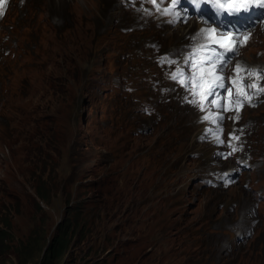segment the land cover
<instances>
[{"label":"rangeland","instance_id":"obj_1","mask_svg":"<svg viewBox=\"0 0 264 264\" xmlns=\"http://www.w3.org/2000/svg\"><path fill=\"white\" fill-rule=\"evenodd\" d=\"M130 3L3 5L0 233L8 235V251L0 264L48 261L58 225L79 202L78 231L53 264H264V170L254 177L260 201L243 182L201 187L202 174L236 168L205 141L210 138L202 139L211 123L202 120L206 112L181 104L164 112L149 82L157 71L151 45L182 55L196 43L199 21L151 26L141 0ZM241 39L223 73L230 79L244 73L234 72L237 64L264 65V22ZM147 103L158 115L143 112ZM238 116L227 114L224 122L257 120L264 159V104ZM51 117L61 121L58 155L39 153L52 160L37 163L23 151L24 133L36 118ZM37 174L54 181L45 182L50 205L31 188Z\"/></svg>","mask_w":264,"mask_h":264},{"label":"snow or ice","instance_id":"obj_2","mask_svg":"<svg viewBox=\"0 0 264 264\" xmlns=\"http://www.w3.org/2000/svg\"><path fill=\"white\" fill-rule=\"evenodd\" d=\"M149 2L155 5L156 9L162 14L171 17L168 21L169 24L187 23V14L182 16L183 9L178 10L182 0H168L171 6L163 8L160 7L163 0H149ZM189 2L195 6L196 10L201 12L203 11L201 5H211L216 19L220 23L216 27H212L205 22L207 26L199 29L194 34L192 39L196 43L190 49V54L186 57L183 67L180 66L178 61L167 56L163 58V62L177 65L170 76L174 82L185 88L188 93V96L185 97L186 102L198 105L202 112L207 113L202 117V120L211 122L213 127L206 128V134L202 136V139L211 137L217 144H223L225 142L222 139L223 113L230 110L235 111L245 103L252 104L253 97L264 92V88L258 87L255 83L244 84L243 77L239 81L232 78L227 86L224 83L223 73L226 71L227 65L235 55H238L239 47L243 46V40L241 39L243 32L228 18L239 19L241 14L249 15L253 12H258L261 16H264V0H189ZM4 3H6V0H0V13H2ZM217 28H220L219 32H217ZM244 31H247V29H244ZM244 39H247V37H244ZM201 70L204 71L203 76L200 74ZM213 71L216 73L214 78L209 76V73ZM234 72H244L245 76H255L257 79L264 76V69H248L240 64L236 65ZM205 79H208L209 86L201 92L200 88ZM235 85H239V87L236 89V95L231 97L233 107L230 109L227 107V101L231 89ZM248 89L253 91L249 92ZM210 108L212 111L208 110ZM238 118L237 114L236 119ZM229 138L236 141L240 139L235 133L230 134ZM237 150L235 146L232 147V152Z\"/></svg>","mask_w":264,"mask_h":264},{"label":"trees","instance_id":"obj_3","mask_svg":"<svg viewBox=\"0 0 264 264\" xmlns=\"http://www.w3.org/2000/svg\"><path fill=\"white\" fill-rule=\"evenodd\" d=\"M64 94L66 95V92H64ZM62 108L63 107L61 106L60 112L59 114H57L58 116L61 114ZM31 124L32 128L28 129V131L24 133L25 138L23 142L25 146L23 147V151L27 154H31V160L37 163H40L43 160H52V157H50L49 159H41L37 156L39 153L42 154L46 151H50L58 155L57 149L61 144L59 132L61 121L59 120V118L51 117L44 119L42 122H39V119L36 118L31 122ZM49 181L54 182L51 177L49 178V180H45L46 183H48ZM45 182L43 180V175L37 174L38 184L36 186L31 184V188L33 189L37 197H39L46 204L50 205L52 203L53 195L50 190L47 191L45 189ZM81 204L82 203L79 202L72 208L68 209L67 219H65V221H62L58 225L57 231L52 240V244L50 246L51 256L48 261H44L42 262V264H53V261L55 259L62 256L69 249V246L73 241L74 234L78 231L79 218H82L80 216L81 214L79 213L80 208H82ZM75 217H78V219H76ZM7 225L10 226L11 224L7 223ZM85 228L86 226H83L80 232H82ZM7 237L8 235L5 232L0 233V259L8 251V247L5 245ZM212 260L208 264H212Z\"/></svg>","mask_w":264,"mask_h":264},{"label":"bare ground","instance_id":"obj_4","mask_svg":"<svg viewBox=\"0 0 264 264\" xmlns=\"http://www.w3.org/2000/svg\"><path fill=\"white\" fill-rule=\"evenodd\" d=\"M200 26H199V28L200 29H202V28H204V27H206L207 25H205V24H203V23H201V22H199L198 23ZM195 25V24H194ZM215 27V26H214ZM200 122H201V120H198L197 119V125L200 127L201 126V124H200ZM195 123V122H194ZM215 153V152H214Z\"/></svg>","mask_w":264,"mask_h":264}]
</instances>
